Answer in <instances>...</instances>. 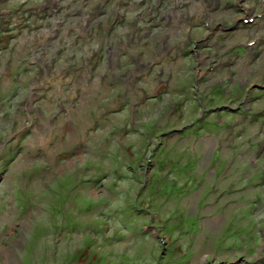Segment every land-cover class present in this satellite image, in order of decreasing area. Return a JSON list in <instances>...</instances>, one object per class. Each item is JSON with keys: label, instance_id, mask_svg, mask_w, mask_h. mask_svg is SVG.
<instances>
[{"label": "rangeland", "instance_id": "rangeland-1", "mask_svg": "<svg viewBox=\"0 0 264 264\" xmlns=\"http://www.w3.org/2000/svg\"><path fill=\"white\" fill-rule=\"evenodd\" d=\"M56 1L0 0V264H264L261 0Z\"/></svg>", "mask_w": 264, "mask_h": 264}, {"label": "trees", "instance_id": "trees-1", "mask_svg": "<svg viewBox=\"0 0 264 264\" xmlns=\"http://www.w3.org/2000/svg\"><path fill=\"white\" fill-rule=\"evenodd\" d=\"M163 181L167 183V185H165V187H164V189H163V194H164V196H169V195H170V194H169L170 189H171V191H172L173 189L176 188V186H175V181H173L172 179H170V177H167V178L165 177V178L163 179ZM172 181H173V182H172ZM169 182H170V183H169ZM171 187H172V188H171ZM164 201H165V200H163V202H164ZM166 201H167V200H166ZM163 205H164V204H162L161 206H158L159 209H158L157 207H155L156 209H154V212L158 213L159 210L161 211ZM170 206L173 207V203H172V202L170 203ZM169 210L172 211V209H170V208H169ZM158 214H159V213H158Z\"/></svg>", "mask_w": 264, "mask_h": 264}, {"label": "bare ground", "instance_id": "bare-ground-1", "mask_svg": "<svg viewBox=\"0 0 264 264\" xmlns=\"http://www.w3.org/2000/svg\"><path fill=\"white\" fill-rule=\"evenodd\" d=\"M180 3H181V2H180ZM203 3H205L204 0H202L201 2H199V3H197V4H194V5H199V4H203ZM43 8H45V5L43 6ZM47 11L49 12L48 9H47ZM174 11L177 12V10H175V8H173V12H174ZM201 11H202V9H201ZM200 13H201V12H200ZM176 18L178 19L179 16H177ZM176 18H175V19H176ZM186 20H188V18H187ZM176 29H177V28H176ZM176 29L174 28L175 31H177ZM263 33H264V32H263ZM50 34L53 36V32H51Z\"/></svg>", "mask_w": 264, "mask_h": 264}]
</instances>
